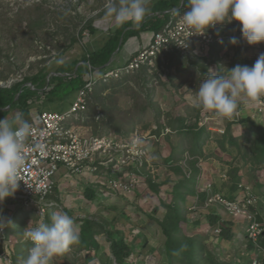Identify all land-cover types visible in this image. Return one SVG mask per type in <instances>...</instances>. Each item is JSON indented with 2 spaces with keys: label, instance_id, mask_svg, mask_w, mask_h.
Masks as SVG:
<instances>
[{
  "label": "trees",
  "instance_id": "1",
  "mask_svg": "<svg viewBox=\"0 0 264 264\" xmlns=\"http://www.w3.org/2000/svg\"><path fill=\"white\" fill-rule=\"evenodd\" d=\"M182 1L157 0L154 7V16H146L140 23L127 22L111 29L101 48L98 50L88 49L81 59L58 64L56 75L51 76L52 71L50 69L41 70L33 76L24 77L21 81L9 87H0V119L9 116L11 111L16 110L22 113L24 119L30 122L31 116L34 114L33 109L38 103L41 105L53 104L57 100L61 102L65 99L71 100V108L78 92L84 89L92 78L95 85L87 93V111L81 116L79 115L78 119L79 117L80 119L77 121H80V126L91 129L93 135H108L113 132L119 137H129L133 131H138L137 126L139 125L144 126L141 131L150 130L151 134L156 137L167 129L170 130V134L166 135V139L170 141L172 153L165 163L167 168L172 170L179 178L171 189L172 200L170 202L160 200V208H163L165 213L163 218L158 220V225L166 238L165 254L169 256L170 264H228V262L221 261L215 253L208 250L209 237H203L199 234L186 235L184 233V228L187 226L189 229L190 227L191 219L188 218V214L192 211L187 206V199L197 197L196 203L199 205L205 204L206 199H208V192L199 191V184L206 179L205 175L207 173L203 172L199 164L202 165L203 161H209L210 158L214 157L213 153L211 154L213 156H209L205 150V146L210 142L211 136L214 135L213 139L216 141L217 149L223 155L230 154L233 160L223 162L221 158H215L223 162L224 165L229 166L226 170L227 184L232 185V188H222V186L219 187L213 183V193H219L226 199L235 200L239 194L240 181L238 180L243 167L235 166L236 162L241 160L244 162V166L250 165L254 170L264 171V126L258 124L250 116L240 117V115H237L239 112L237 109L231 118H225L226 124L223 134H219L217 131V133H212L213 131H208L207 126L203 125L201 114L204 111L197 106L188 107L185 111L187 113L184 112L185 114H176L172 110L167 112L162 109L158 105V99L162 94L157 91V87H162L165 92L170 82L173 84L176 79H180V81L186 83L189 78H195L198 87L199 82L206 78L208 69H212L211 64H219L217 67L218 73L225 67L218 57L223 51L236 49L235 58L227 68H232L236 64L249 66L254 64L257 58L249 57L248 48L245 46L247 41L242 37L239 22L234 21L233 27L232 24H229L232 28L228 25L225 28V25H218L216 29L209 30L215 37L221 38L220 42L213 43L211 46V60L188 58L178 52H170L165 55L164 61L157 60L153 68L142 66L132 72L122 71L118 73V76L107 77L108 72L120 71L122 68L116 62L108 66L116 52L123 49L130 38L138 37L142 32L152 33L153 39L169 22L173 11L180 15L187 10V0L184 1L183 9L180 10ZM30 8L23 12V14L30 13L29 18H23L22 13L16 15L17 29L14 32L18 38L24 33V22H26L27 29L29 28L31 31L42 24L43 16H38L41 4H35ZM30 10L31 12H29ZM103 14H105V11ZM82 25L83 29L78 39L73 37L71 40L73 46L78 43L82 33L84 35L86 30H89L91 34H95L97 31L93 25V20H86ZM222 29L226 30L228 36V29H230V34L233 36L236 32V38L239 41L238 46L230 44L229 38ZM261 45L263 46L262 52H264V43H261ZM19 50L20 47L15 46L11 50L12 55L17 56ZM12 67H14L13 62L11 63L10 57H8L6 68L8 75L1 73L0 81H6L11 74L16 75V70ZM163 75L167 77L168 82H163ZM121 99L129 101V108L122 109L120 107L119 100ZM43 111L41 110L38 113ZM77 121H73V123L78 124ZM240 127H244L246 131L236 136L235 130ZM184 164L190 172L189 177L185 173ZM152 179L149 174L143 186L147 184L152 192L157 195L160 194L161 186L170 183L169 180L159 185ZM86 195L89 202L97 198V193L91 191V189H87ZM6 200L10 199L7 198ZM197 206L195 204L196 209ZM263 207L264 205L260 203L258 219L264 223L261 214ZM160 208H156L157 211ZM21 211H23L22 216L12 218V223L6 225L4 233L6 232L8 238L20 234V230L25 226L24 217H31L36 213L35 211ZM207 218L211 228L217 227L223 221L215 213L209 214ZM74 221L79 229V242L74 245V247H78V251L99 250V238L104 237L110 245V252L116 264H128L130 262V244L127 242L124 232L119 230L114 232L111 229V224L105 220L85 217ZM47 222L49 223L50 220L47 219ZM200 224L197 222L194 226ZM10 229L12 230L9 231ZM195 230L193 229V231ZM236 234V224L227 222L226 226L222 227L219 238L231 242ZM3 240V234L0 233V253L6 251V247L2 243ZM258 245L264 248V234L261 236ZM255 247L254 244L250 243V249L253 250ZM19 248L18 256H12V264L21 263L25 259L23 255L28 254L29 248H26V246H20Z\"/></svg>",
  "mask_w": 264,
  "mask_h": 264
},
{
  "label": "rangeland",
  "instance_id": "2",
  "mask_svg": "<svg viewBox=\"0 0 264 264\" xmlns=\"http://www.w3.org/2000/svg\"><path fill=\"white\" fill-rule=\"evenodd\" d=\"M39 3L41 4V9L40 12H37H39L38 16H43L42 24L39 25V27H37L34 31H31L28 28L30 30L29 31L26 27V22H24V33L20 38H18V36L14 32V30L17 29V23H15L16 15L21 13L23 14V12H25L31 6ZM105 3L106 0H0V74L2 73L4 75H8L6 69L8 57H10L11 63L13 62L14 67L12 68L16 70V75L11 74L6 81H0V87H2V84L9 87L16 82L21 81L24 77L33 76L41 70L50 69V71H52L50 75H56L58 64L81 59L89 49L90 42H92L94 39H97L99 36L105 37L106 32H108L109 30V27L111 25L109 18H103V16H94L95 13H99V11L102 12V10L105 8ZM29 12H31V10ZM29 16H31L30 13L22 15L23 18H29ZM86 20H93V25L96 28L97 33L91 34L89 30H86L84 35L82 33V37H80L78 43L73 46L71 44V40L73 37L78 39L83 29L82 24ZM230 24H232L233 27V22ZM224 25V28L227 25L231 27L229 24ZM222 30L225 31L226 34V30ZM228 33L229 36L227 34L226 36L230 39V37L233 36L232 34H230V29H228ZM234 35L235 37H237L236 32ZM245 44V46H247L246 48H248L250 58H258L261 53H264L262 52L263 46L261 44L255 45L254 47L252 45H249L248 43ZM15 46L20 47L17 56H13L11 52V50ZM235 54L236 49L223 51V53L218 56L222 61L223 66H225L224 68H227L231 65L235 58ZM162 80L163 82H168L167 77H165L164 75L162 76ZM196 83L197 82L195 81V78H189L188 82L186 83H183V81H180V79H176L175 83L172 84L170 82V84H168L167 91L165 92L162 87L158 86L157 91L162 94V96H160L158 99V105L167 112L168 110H172L176 114L187 113L185 112L187 108L190 106L194 107L195 105L186 101L185 92L183 89L185 86H187L188 88L195 91L197 89ZM261 101H264V98H261L255 103H252L250 101L247 103H240L238 107L239 112L237 113V115H240V117L250 116L254 118V120L258 124L264 126V113L260 114L258 112L259 103ZM70 103L71 100L68 99H65L63 102L57 100L56 103L53 104L46 103L41 105L38 103L33 109V113H38L41 110L59 113L66 112L70 108ZM119 105L122 109H127L129 108L130 103L127 99H121L119 100ZM16 112V110L11 111L8 117L11 119ZM201 117H203V125L207 126L208 131H213L212 133L218 132L219 134H223L226 124L225 118H219L214 113L210 112H203L201 114ZM77 122L79 125L76 123L74 124L75 126H79V128L83 132L91 133V129L80 126V121ZM152 126L153 128H155L154 125ZM137 128L140 133L149 134L150 138H148L147 140V148L154 161V165H152L151 168L145 167V172H142L141 178H143L144 182H146V179L150 174L151 178H153L152 180L159 185L164 184V182L170 180V183L168 185L161 186L159 195L152 192L147 184L146 186H143L142 189V192L145 191L146 195H144L143 198L140 199V202L143 203L146 199L147 202L143 205L144 209L139 211V213H136V215L145 216L143 210H147L148 212L152 213L153 217L155 218V224L151 220H149V223H152L155 226L153 227L152 231L156 229L154 244L151 242V247L154 246V251L150 252V249V251L147 252L150 256L145 263L168 264L171 263V260L169 256L165 254L164 245L166 238L158 225V220H161L165 213L164 209L160 208V200H166L167 202H170L172 200V196L170 195L171 189L179 178V176L174 174L172 170H169L167 168V164L165 163L166 159L169 158L172 153V146L170 144V141L166 139V135L170 134V130L168 132L166 130L165 132L161 133L160 136H157L155 138L151 134L150 130L146 132H144L145 130L141 131L144 128L143 125H139L137 126ZM220 130L223 132H220ZM245 131L246 129L244 127L236 128L235 134L236 136H239ZM213 138L214 135L211 136L210 142L205 146L207 154L210 156L213 153L214 157L210 158L209 161H203L201 165L203 172L207 173L205 175L206 179L201 181V183L199 184L200 190H203L205 183L208 184L209 182L215 183L219 187L222 186V188H232V185L227 184L228 178L222 179V176L224 173L226 174V170H228L229 168V166L224 165L223 162H230L231 160H233V158H231L230 154L223 155L217 149L215 144L216 141ZM217 157L221 158L223 162L215 159ZM238 165L243 166L242 171H240V178L238 180L240 181V183H246L252 186L254 189L259 188L258 186H260V182L264 183V173L260 175L258 173L259 171L254 170L252 167H250V165L244 166V162H242L241 160L236 162L235 166ZM62 172L65 171L62 170ZM131 172L132 171H129L128 173ZM76 182L77 180L70 178L67 180V185L71 188L76 187ZM58 184V192L59 195L62 196L61 199L58 196L56 197L57 201H61L60 206H50L48 208V213L45 214H40L39 212L35 211L36 213L33 214V216L24 217V228H26L31 221L33 227H35L39 222L46 223L47 219H49V223H51V214L57 211L66 213V211L68 210V212L70 213V217H72L74 220L85 217H89L95 220H105V216L108 218L113 216L114 212L109 209L110 207H105L106 203L104 202V197L100 198V195H98L97 199L93 202L85 201L83 196V191H85L84 187H81L82 192L78 190L79 193L74 189L68 188L65 194H61V185ZM98 192L100 193L101 191ZM101 194L108 197L111 195L106 193L105 191H103ZM134 194L135 192L128 195L116 193L115 196H123L126 198L133 196ZM51 200H53V197H51ZM196 200V197H189L187 199V206L192 210L188 215L190 216L194 224H197V222L201 224L199 226H194V224H191L193 226H190L189 229L185 227L184 233L186 235L199 234L203 237H209V241L207 242L208 250L215 253L223 262L226 261L228 262V264H251L252 258H248L251 255L247 256L248 248L245 247L246 240L244 239V235L241 234V231L245 228V224H243L242 222H238V225L236 224L237 234L235 235L233 241L227 242L224 240H220L218 236L213 234V231L211 229L204 231L206 230L207 226H209L207 217L209 216V214L218 213V216H220L222 219H227L225 223H223V226H226L227 222H230L231 220H229L228 217L225 218L224 212L221 208L219 209L218 206L207 205L206 203L205 206L202 207L198 203H196ZM195 204L198 205L197 209L195 207ZM156 208H160V210L157 211ZM20 210L33 211L26 209L23 206V203L18 199H14V201L5 200L3 203H0V214L3 215L5 220L10 221V223H7L8 225L12 223V218L23 215V211L20 212ZM261 214L262 220L264 221V207L261 210ZM135 226H137V224ZM124 227L125 229H121L123 230L122 232H124V234H127L129 232L128 228L130 230L132 228L131 226ZM5 228V222L0 219V229H2L0 230V233H2L4 237L2 243L5 247H10L7 248L9 249V251L10 249L11 251H13V254H10V252L5 249L7 253L10 254V259L12 260V256H18L20 246H26V248H30L31 244L23 236L24 228L20 230V234L12 235L10 238L6 236V232L4 233ZM193 229L199 230L193 231ZM11 230L12 229H10L9 231ZM115 230L116 229L114 228L113 231L115 232ZM99 242L100 249L96 251L93 249L89 251H78V247H74L73 245V248H71L72 251H70L71 255H68L67 259H69L72 264H116L113 256V259L109 260V258H106L102 255L103 253L111 254L110 245L107 242L106 238H99ZM128 243L130 245L135 244L134 241L132 243L128 241ZM144 244H146V241H144ZM249 250L251 251L250 248ZM154 255L155 257H152ZM23 256L24 258H26L27 253ZM65 256H67V254H64V256H58L52 262L56 264H58L57 262L61 263L65 260ZM100 256L102 260L101 263L99 260ZM23 261L24 260H22V262L19 264H23ZM0 264L5 263L0 260Z\"/></svg>",
  "mask_w": 264,
  "mask_h": 264
},
{
  "label": "built area",
  "instance_id": "3",
  "mask_svg": "<svg viewBox=\"0 0 264 264\" xmlns=\"http://www.w3.org/2000/svg\"><path fill=\"white\" fill-rule=\"evenodd\" d=\"M182 14L171 16L169 22L153 37L148 47L140 49L120 71L108 72L107 77L118 76L122 71L132 72L142 66L153 68L157 60L164 61L165 55L170 52H178L188 58L211 60V46L220 42L221 38L215 37L211 31L206 35H192L187 38V32L179 22ZM181 42L187 43V47L179 45ZM218 65L211 64L216 72ZM94 85V80L91 78L85 88L78 92L71 108L66 112L43 111L32 114L29 122L32 125V135L25 142V160L19 170L21 181L15 195L9 197L10 200L18 199L26 209L45 214L50 206L55 205L52 204L50 197L55 194L57 179L60 177L65 180L81 179L93 190L105 191L108 194L128 195L143 186L142 172L154 165L147 148L149 134L136 130L129 137H119L113 132L95 136L83 132L73 123L80 119V117L78 119L79 115L87 111V93ZM2 87L7 86L2 84ZM258 112L264 113V101L259 103ZM129 171L132 172L126 173ZM202 192L209 193L207 205L221 206L229 220L233 219L236 224L238 222L245 224L241 234L246 240L247 256H252L251 264H264V248L258 245L264 234V223L258 219L259 205L264 204V185L255 190L246 183H240L239 194L235 200L213 193L210 182L205 183ZM56 206L60 205L56 204ZM224 221L221 222L222 225L219 224L212 229L213 234L218 237L222 232ZM250 243L256 246L251 251ZM7 251L0 253V260L5 264H12L10 254L13 251L10 249V254Z\"/></svg>",
  "mask_w": 264,
  "mask_h": 264
},
{
  "label": "clouds",
  "instance_id": "4",
  "mask_svg": "<svg viewBox=\"0 0 264 264\" xmlns=\"http://www.w3.org/2000/svg\"><path fill=\"white\" fill-rule=\"evenodd\" d=\"M150 0H106L105 17L117 24L140 23L149 14ZM187 10L180 16V24L192 35H206L217 25L239 22L240 32L249 45L264 43V0H187ZM230 44L239 43L235 36ZM187 47V43H179ZM206 78L195 91L184 87L185 99L204 112L219 118H231L240 103H255L264 98V53L254 64H236L218 73L209 68ZM45 111V110H44ZM32 135V125L16 112L10 119H0V203L15 195L19 188V170L23 167L26 140ZM48 213V212H47ZM5 226L10 221L2 214ZM51 223L32 221L24 228L23 236L30 242L23 264H52V261L79 242L75 221L62 211L51 214ZM2 230V229H0Z\"/></svg>",
  "mask_w": 264,
  "mask_h": 264
},
{
  "label": "crops",
  "instance_id": "5",
  "mask_svg": "<svg viewBox=\"0 0 264 264\" xmlns=\"http://www.w3.org/2000/svg\"><path fill=\"white\" fill-rule=\"evenodd\" d=\"M156 3H157V0H150V2L148 4L150 11H149V14L147 16H154V7H155ZM183 6H184V2L182 1V5L180 7V10L183 9ZM104 11H105V8L102 10V12L99 11V13H95L94 16H103V18H104L105 17V14H103ZM175 12L176 11H173L171 13V15L172 16H178ZM107 18L110 19V23H111L108 32H106L105 37L99 36L97 39H94L92 42H90V47L88 46L89 49L98 50L99 48H101L107 39L109 31L111 29L117 28L120 25V24H117L113 18H110V17H107ZM151 39H152V33H150V32H142L140 34V36L130 38L127 41L124 48L121 50L119 49L118 53L113 56L115 59L112 63L116 62V64L119 67L126 65V63L129 62V60L131 59L132 56L136 55L140 49L148 46L149 43H151L150 42ZM199 166L201 167V163L199 164ZM184 167H185V173H186L187 177H189L190 172H188V168L186 167L185 164H184ZM126 173H128V172H126ZM258 173L261 175L264 172H258ZM223 176H226V174L224 173ZM223 176H222V179L224 178ZM259 176H258V179H259ZM227 178L228 177L226 176V179ZM67 180H65L61 177L57 179V184L59 183L61 185V190H62L61 194H65L66 191L68 190V188L74 189L76 192H78V190L80 192H82L81 187H84L85 191H83V193H84L83 196H84L85 201H88L87 195H86L87 189H91V191L96 192L97 196L100 195L99 196L100 198L104 197L103 199H104V202L106 203L105 207H110L109 209H111L114 212L113 216H111L110 218H108L106 216L104 217L105 220L111 224V229L115 228L116 230L123 231L121 229H125L124 226H127V227L131 226L133 228V229L131 228V230L128 228L129 232L127 234H125L126 240H128L131 243L134 241V243H135L134 245L133 244L130 245L131 260H130L129 264H147L145 262L148 259V257L150 256L147 252L150 251V249H151L150 252L154 251V246L151 247V242L154 244L156 229H154L155 231L153 230L154 231L153 232L152 229L155 226L152 223H149V220H151L155 224V221H154L155 218L153 217L152 213L148 212L147 210H143L145 213V216L144 215H136V213H139V211L144 209L143 205L147 202L146 201L147 199L143 203L140 202V199L143 198L144 195H146L145 191L142 192L143 186H140L136 190L135 194L133 196H130V197L125 198L123 196H115V194H111L108 197V196L101 194L102 192L99 193L98 192L99 190H96V191L93 190V188L86 185L85 181L83 182V180H81V179H74V180H77V182H76L77 186L72 187V188L67 185ZM259 185L260 186H258V187L260 188L264 185V183L260 182ZM212 186H213V183H212ZM259 188H255V189L258 190ZM199 191L202 192L203 190H199ZM56 196H58L60 199L62 196V195H59L58 187H57V192H55V194L53 196H51V197H53V200H51V197H50V200L54 201L52 204H55V205H53V207H56V204L60 205V203H61V201H57ZM196 199H197V197H196ZM206 202H207V199H206ZM206 202H205V204H206ZM205 204H202L200 206L203 207V206H205ZM95 205H97V204H95ZM218 208L222 209L225 217H228L226 215V211L224 210V208H222L221 206H219ZM66 213L70 216V213L68 212V210L66 211ZM215 215L218 216V213ZM188 218H190L189 215H188ZM230 220H231L230 222H234L233 219H230ZM223 221H224V219H223ZM221 222L219 224H221ZM136 224H137V226H135ZM191 224H194L192 222V220H190V226L192 227L193 225H191ZM186 228H187V226H186ZM199 228H203V227H199ZM215 228H211L210 226H207L206 230H204V231H207L208 229L212 230ZM220 240H223V239H220ZM144 241H146V244H144ZM71 248H73V246ZM71 248L64 253V254H67V256H65L66 257L65 260L62 261L61 263L57 262L58 264H72L71 261L69 259H67L68 255H71L70 254L71 253L70 251H72ZM64 254H62L61 256H64ZM102 255L106 258H109V260L113 259L112 255L110 253H103ZM152 257H155V255ZM248 258H252V256L248 257ZM99 260L101 263V261H102L101 256H100ZM248 263H249V261H248ZM52 264H56V263L52 262ZM168 264H170V263H168Z\"/></svg>",
  "mask_w": 264,
  "mask_h": 264
},
{
  "label": "water",
  "instance_id": "6",
  "mask_svg": "<svg viewBox=\"0 0 264 264\" xmlns=\"http://www.w3.org/2000/svg\"><path fill=\"white\" fill-rule=\"evenodd\" d=\"M183 2H184V0H183ZM117 53H118V51L116 52V54H117ZM116 54H115V55H116ZM114 59H115V58L112 57V59H111L110 62L108 63V66H110V65L112 64V62L114 61ZM32 88H33V87H32ZM33 89H34V88H33Z\"/></svg>",
  "mask_w": 264,
  "mask_h": 264
}]
</instances>
